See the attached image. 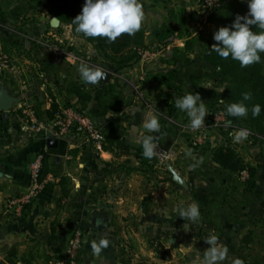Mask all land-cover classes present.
Here are the masks:
<instances>
[{
	"label": "crops",
	"instance_id": "obj_1",
	"mask_svg": "<svg viewBox=\"0 0 264 264\" xmlns=\"http://www.w3.org/2000/svg\"><path fill=\"white\" fill-rule=\"evenodd\" d=\"M50 19L41 6L28 0H0V41L21 47L7 51L13 65L0 74V89L15 100L9 111L0 110V264H18L24 259L36 264H44L46 258L54 261L60 254L63 257L64 246L73 238L81 243L75 254L80 264H130L122 255V243L163 245L166 235L157 233L176 226L177 220L166 221L161 215L167 214L164 201L174 202L175 208L180 205L175 202L178 199L170 197L177 189L198 198L204 230L219 228L221 242L232 247L243 242L254 244V251L264 260V159L256 150L258 144L235 143L227 129L208 126L205 141L192 148L176 134L181 119L187 117L179 109L178 117L159 136L168 157L157 161L156 174H148L135 157L138 141L147 133L142 125L148 113H154L160 123L165 112L156 90L161 87L149 74L163 71L173 60H162L163 47L157 46L146 60L125 69L123 74L112 75L107 83L85 84L77 70L79 63L53 50L61 45L63 36L60 29L50 25ZM181 44L178 49L183 51ZM24 69L27 74L21 75ZM191 87L189 84L179 96L195 94ZM49 97L58 108L67 103L92 116L104 133L106 148L95 153L79 137L56 138L25 130L19 104L36 100L45 109ZM201 99L210 104L206 95ZM229 139L238 154L257 169L250 188L240 181L241 176L220 168L212 159L215 146ZM185 148L192 149L194 158H186ZM42 152L46 154L42 190L21 215L14 216L5 200L25 190L29 162ZM201 156L203 164L191 170L189 164ZM165 162L185 180L187 189L172 181ZM159 173L165 174L166 181H158ZM149 210L158 213L159 218L144 219ZM65 212L71 216L64 221L60 215ZM129 212L135 217L132 220L126 218ZM202 212L209 217L204 219ZM63 226L71 229L70 237L60 234ZM129 228L139 230H131L133 235H128ZM146 229L157 230L156 235H137ZM102 235L111 243L95 256L91 242ZM168 240L175 243V239ZM152 251L141 246L137 254L146 260ZM168 252L160 257L164 263L173 256Z\"/></svg>",
	"mask_w": 264,
	"mask_h": 264
},
{
	"label": "rangeland",
	"instance_id": "obj_2",
	"mask_svg": "<svg viewBox=\"0 0 264 264\" xmlns=\"http://www.w3.org/2000/svg\"><path fill=\"white\" fill-rule=\"evenodd\" d=\"M221 4L222 2H225L227 0H218ZM202 0H170L169 2H153L152 0H141V3L143 4L144 11L146 14L145 22L143 24V44L141 46L135 47L134 50L137 54V59L130 63V65L126 68H124L121 71H114L112 68L109 67V62H103L100 63V58L98 57V62L94 63L92 62L93 56H95L94 47L93 44L82 37L81 34H78L75 32V30L72 28L71 24L67 22L66 20H63L59 17L49 15L47 12V15L49 17H55L57 19V29H60L62 34V42L60 41L61 45H57L58 47H61L65 49L68 52H72L75 54H78L79 57L83 58L85 61L89 62L92 66H100L103 67L105 70H108L111 72L112 75L114 74H123L122 71H124L127 68H132L137 62L141 60H146L147 57L151 56V53H155L157 46L163 47L162 49V56L160 58L162 60H166L167 58H171V47L176 46L177 48L179 46L185 45V41L187 38H177L176 34H174V37L166 44L161 45L159 43V39L157 38V31L162 28L166 27L170 23V9H173L174 11H179L182 9L184 11V17H185V26L188 28L189 36L190 38V46H192V51L188 54H180L179 55V64H178V83L180 87V91L186 89L189 84L193 87H191L195 93H199L200 96L206 95L210 100V104H205L206 108L209 112H214L220 103L221 99L224 98V87L226 85V82L222 81L219 77L214 75V67L211 65L209 58H206V53L209 50L210 47L207 46L208 43V30H209V24H208V17L211 13L207 14L202 6ZM40 6V5H37ZM42 7V6H41ZM43 8V7H42ZM44 9V8H43ZM45 10V9H44ZM215 10V9H214ZM213 10V12H214ZM46 11V10H45ZM73 41V42H69ZM70 43V44H69ZM0 51L6 55L7 57V63L9 65L12 64V56L9 55V53L4 50L0 45ZM188 57H185V56ZM190 56V57H189ZM119 56H116V59H118ZM12 59V60H11ZM171 60V59H170ZM15 63V62H14ZM26 75V69L21 70V75ZM261 72L264 74V58L261 63ZM4 73V72H3ZM152 74V73H151ZM150 78V77H149ZM159 87V86H158ZM157 95L160 96V91L162 90L157 89ZM179 91V93H180ZM208 116V115H207ZM207 116L205 117V124L198 130H194L189 127L190 121L189 118H182L180 121V125L177 127V136L180 135L183 138H185L188 141V145L192 148L198 147L200 144H202L206 137L207 133L205 132L202 135V141L201 142H195L198 136H200V130L206 128L209 125V122L207 121ZM227 122L228 127H223V129H227L228 133L240 129L245 128L248 129L250 132V135L245 142L249 145L257 143L258 146L256 147V150L260 151L262 158L264 159V128L262 130H255L251 129L249 127H235L231 126V122ZM212 127V126H211ZM230 138V137H229ZM217 147V146H215ZM235 148V147H234ZM259 148V149H258ZM168 157V156H167ZM241 157V156H240ZM241 159L246 162L242 157ZM159 160V159H158ZM166 160L165 158L162 159ZM161 161V160H160ZM165 166V165H164ZM160 165V167H164ZM162 172H165V170H161ZM245 171V170H244ZM246 172V171H245ZM247 174V172H246ZM158 181H166L165 180V174L159 173ZM238 176H241V173H238ZM248 177V174H247ZM247 178L243 179L241 177L240 181H242L245 184ZM170 197L175 200V202L180 203V206H186V203L188 202H196L193 194L191 193H181L178 189L177 192L175 191L171 193ZM131 198V197H130ZM164 210H166L167 214H162L163 216L161 219H164L166 221L168 220H177L176 226L171 227L170 229L162 230L160 229V232L158 234L166 235L165 237V243L162 244H154V243H147V244H139L137 242H131V243H122L120 246L122 248V255L126 260L129 261L130 264H191V261L193 258L200 256H203L204 251L209 247L207 243H205L204 239L208 237L210 234H215L219 237V242L221 244H224L228 247L229 253H228V259H226L223 264H230V261L234 258H241L244 261V264H264V260L260 258L261 254H257L254 251V244L252 246H249V242H243L238 247H232L231 244L222 243L221 242V234L220 229L213 226L211 228H207V230H204L205 228L203 225H200L202 218L199 222L193 223L191 221H184L183 219L179 218L176 211H175V205L172 201H164ZM155 213L152 214V211L149 210L148 213H145L144 219L153 218L157 219L159 218ZM201 214V213H200ZM61 217H64V221L68 218H70L71 213L65 212L64 214L60 215ZM160 216V217H161ZM202 216H204V219L208 218L205 213L202 212ZM126 218L128 220H132L135 218L131 215L129 212L126 215ZM184 222V223H183ZM186 223L190 227L188 231H185L183 229V225ZM63 224V223H61ZM214 224V223H213ZM136 228V227H134ZM129 228L127 229L130 231L128 233L133 235L136 230ZM62 232L60 234H63L65 236L70 237L71 236V229L66 228L63 226L61 228ZM131 230H134L131 231ZM155 230V229H154ZM152 229H146V231H138L137 235H143V234H149V235H156L157 230ZM208 231V232H206ZM175 239V243H171L168 239ZM182 238V239H181ZM61 244H65L67 242L66 240H61ZM64 246V248H68L70 246V242H67ZM173 246H172V245ZM141 246H145L152 251V256H147L146 260L142 259L140 254H137L139 251V248ZM160 250L154 251V248ZM166 247V248H165ZM171 253L173 256L170 259V261H165V263L160 259L163 254L165 253ZM136 255V256H135ZM155 255V257H154ZM59 257V256H58ZM159 257V258H158ZM61 258V254L60 257ZM34 262V261H32ZM52 262V261H51ZM50 262V264H51ZM35 263V262H34Z\"/></svg>",
	"mask_w": 264,
	"mask_h": 264
},
{
	"label": "trees",
	"instance_id": "obj_3",
	"mask_svg": "<svg viewBox=\"0 0 264 264\" xmlns=\"http://www.w3.org/2000/svg\"><path fill=\"white\" fill-rule=\"evenodd\" d=\"M33 5L42 6L49 15L59 17L69 22L74 29L72 20L81 13L85 0H28ZM153 2H169L170 0H152ZM248 13L247 0H227L222 2L214 12L208 17V43L210 47L216 42L213 39V34L221 26H231L237 14L243 16ZM170 23L166 27H162L157 31V38L161 45H166L176 34L177 38H187L184 45V50L180 51L176 46L171 47V58L173 64L166 67L163 71L149 74L150 79L154 80L159 87L160 101L164 107V115L160 119L161 130L159 133L149 134L154 135L159 143L160 134L165 131L179 115V109L175 106V100L179 96V83H178V63L180 54H188L192 51L190 46V38L188 28L185 26L184 11H174L170 9ZM253 31H258L256 26H250ZM82 35V34H81ZM86 40L93 44L95 56L92 58V62L97 63L98 57L100 63L109 62V67L114 71H121L128 67L131 62L137 59V54L134 50L135 47L143 44V26L135 36L122 35L115 42L110 43L104 38H88ZM1 47L9 51L11 49L18 50L21 47L13 43L6 41H0ZM211 48L207 51L206 58H209L211 65L215 68L214 75L219 77L222 81L226 82L224 87L223 103H219L216 109H220L226 116V120L231 122V126H245L255 130H262L264 128V74L261 72V63L264 58V53H261V62L253 64L249 67H241L238 61H235L229 57L228 59H222L217 53L211 52ZM29 56V54L27 53ZM116 56H119L116 59ZM251 92L252 99L245 101V104L249 108L248 115L246 117H232L226 114V105L239 102L242 99L241 93ZM50 98L49 106L45 109H41L40 103L34 101L32 107L34 113L39 120L48 121L52 120L59 111L57 103L53 98ZM253 104H259L261 107L260 115L253 118L251 113V107ZM143 134V135H145ZM231 139L227 140L224 145L217 146L213 149L212 159L222 169L231 173H240L245 170L248 177L245 181L247 188L252 187L253 177L256 174V167L244 162L236 149L231 146ZM102 148H106V138L104 139ZM143 149L139 143L138 148L135 151V157L137 158L139 165L148 174L154 175L157 173L155 164L157 163V157L152 160H148L143 156ZM43 154L42 167H41V179L43 178L46 169H44L43 161L46 158V154ZM171 180V179H169ZM174 184V183H173ZM175 185V184H174ZM176 187H179L176 185ZM193 194V193H192ZM194 196V195H193ZM196 203L199 204V200L195 197ZM64 257V256H63ZM62 257V258H63ZM50 258L44 260V264H50ZM23 262L33 263L30 259H24Z\"/></svg>",
	"mask_w": 264,
	"mask_h": 264
},
{
	"label": "clouds",
	"instance_id": "obj_4",
	"mask_svg": "<svg viewBox=\"0 0 264 264\" xmlns=\"http://www.w3.org/2000/svg\"><path fill=\"white\" fill-rule=\"evenodd\" d=\"M248 13L237 14L232 25L221 26L213 34L216 42L210 51L217 53L222 59L238 61L240 66L249 67L261 62V53H264V0H247ZM146 14L141 0H85L82 11L73 20L74 30L88 38H104L113 43L122 35L135 36L145 22ZM250 26H256L258 31H253ZM81 81L89 85H99L106 78V71L100 66H92L82 62L78 66ZM242 99L226 105V114L232 117H246L249 112L245 101L252 99L251 92L241 93ZM221 99L220 103H223ZM175 106L187 114L189 127L198 130L205 124L208 110L199 93H186L177 97ZM261 107L253 104L251 113L253 118L260 115ZM143 129L147 133H159L161 125L154 113H148L143 122ZM235 143H241L248 138V129L240 128L229 134ZM154 135L145 134L139 139L143 149V156L152 160L157 156V147ZM186 158H194L193 151L185 148ZM203 164V157L195 158V162L189 164L191 170H195ZM175 211L179 218L193 223L199 222L201 214L199 204L188 202L186 206L178 205ZM183 229L188 231L190 227L184 224ZM209 247L203 256L192 259L191 264H223L228 259L229 249L219 242V237L210 234L204 239ZM110 239L102 235L91 242L92 254L99 256L102 250L110 246ZM230 264H244L241 258H234Z\"/></svg>",
	"mask_w": 264,
	"mask_h": 264
},
{
	"label": "built area",
	"instance_id": "obj_5",
	"mask_svg": "<svg viewBox=\"0 0 264 264\" xmlns=\"http://www.w3.org/2000/svg\"><path fill=\"white\" fill-rule=\"evenodd\" d=\"M218 0H202V6L205 8L207 14L212 13L216 7L220 5ZM58 56H62L66 60H72L74 63H82L85 61L79 57L78 54L68 52L65 49L56 46L53 48ZM8 66L7 57L0 51V74H2ZM19 109L22 110L23 128L32 133H44L52 135L56 138H63L67 136H75L83 139L90 145L93 152L100 153L103 148V142L105 139L104 133L101 127L96 123L94 118L83 110L76 108L70 104L64 103L59 106V111L52 120L43 121L39 120L34 113L32 104L25 102L19 104ZM209 125L215 128H223L227 126L226 116L220 109H216L214 112H209L207 116ZM205 132V128L200 130V136L195 142L202 141V135ZM157 147V159L161 160L167 158V153L161 147V145L155 141ZM42 153H37L28 165V182L25 190L15 194L5 200L6 208L14 216H19L22 212L37 198L42 190L43 181L41 179V167H42ZM243 179L247 178L246 172L243 170L240 172ZM80 241L77 238H73L70 241V246L65 250L63 258H55L51 264H80L75 259V254L80 248ZM18 264H33L28 262H19Z\"/></svg>",
	"mask_w": 264,
	"mask_h": 264
},
{
	"label": "water",
	"instance_id": "obj_6",
	"mask_svg": "<svg viewBox=\"0 0 264 264\" xmlns=\"http://www.w3.org/2000/svg\"><path fill=\"white\" fill-rule=\"evenodd\" d=\"M50 25L53 27L57 25V19L55 17H51ZM105 71L107 74L106 78L102 80L100 84L107 83L112 76L111 72H109L108 70H105ZM14 101H15L14 98L11 97L4 89L2 88L0 89V110L1 111H4V112L9 111ZM164 165L169 171V173L171 174L172 181L176 183L177 185H179L180 187H182L183 189H187V183L182 177L178 175V173L174 170L173 166L169 162H165Z\"/></svg>",
	"mask_w": 264,
	"mask_h": 264
}]
</instances>
